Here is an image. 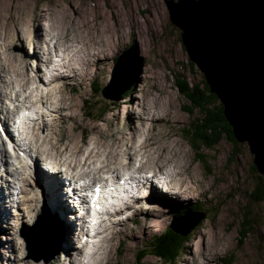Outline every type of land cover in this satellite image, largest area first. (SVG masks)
<instances>
[{
  "label": "rangeland",
  "instance_id": "1",
  "mask_svg": "<svg viewBox=\"0 0 264 264\" xmlns=\"http://www.w3.org/2000/svg\"><path fill=\"white\" fill-rule=\"evenodd\" d=\"M170 1L172 0H0V30L13 25L14 27L18 26L19 23L22 26L21 29L17 28L12 33L10 30L0 32V107L2 103H5V108H9L11 115H13L11 118L23 113L24 117L20 123L25 129L23 134L27 143L26 148L31 147L30 143L35 144V147L42 151L46 159L60 165L62 157L55 155L56 144L51 146L47 141L40 144L47 137L42 131L44 126L39 131L33 133V130L27 135L26 130H31L33 122H35L32 121L34 118L37 117L40 121L45 119L50 123L52 120H56V127L61 126L60 131H54L49 124L48 136L54 134L59 137L60 132L64 131L68 136H75L72 138L77 140L78 138H84L85 141L90 139V142H92L91 139H94L95 136H92L93 133L100 135L101 140L109 137L110 134L106 133L105 137L99 132L97 134L96 130L110 131L111 128L121 127L127 142L128 135H131L130 133H133L134 130L140 131L142 138L149 134V132H146L148 123L141 124L136 121V128L132 130L133 125L130 124L132 117L136 119L140 118L139 115H141V121L146 122V118L142 117L144 116L142 113L146 112L145 107L148 104L157 103L156 105L161 109H163V104H167L170 108L169 119L165 121L161 117L162 119L155 122V124H163L162 127L160 126L163 131L160 132L167 141H164L162 145L175 148L176 153H178L177 150L181 151L187 157L188 167L184 168L185 170L183 169L185 175L178 176L177 181L180 180V183H182L181 177L185 178L186 184L182 183L181 186L186 189L187 192H183L189 198L184 197L187 201L183 199L182 201L178 197L173 203V199H162V195H160V199H162L159 201L160 203L151 200V203L154 204L153 208L159 210L156 212L157 214L150 216L147 213L144 217L141 213L138 220H134L132 216V219L128 217L123 220L126 214L127 216L131 214L132 210L124 202L122 204L124 209L121 212L111 213L112 215L108 217L106 224L111 226L108 230L109 233L107 232L110 242L106 240L108 248L102 244L100 245L102 251L95 255L96 264H101L99 263L101 260L105 261L109 258L112 260L111 264H164L159 258L151 255L149 251L144 255L145 252L142 253V250L145 246H148L154 234L162 233L166 227L171 225H175L181 230L191 228H189L190 241L173 264H206V257L209 261L207 264H264V201L255 202L251 196L257 188L256 175L258 174L253 173L252 170L254 156L250 152L248 143L237 141L233 143L227 138H222L214 147L203 146L193 149L184 135V130H192L194 125L201 123L204 116L199 109L192 107L189 101L181 95L176 84V76H185L190 85L202 84L205 78L196 63L194 65L190 64L192 61L189 59V54L183 45L182 31L172 23L170 18L168 8ZM178 1L174 0V2ZM44 14L47 18H40L39 25L46 28L47 31H43L40 38L41 36L44 37L47 32L50 35L53 34L50 26L53 24V17H57L60 24H55V26H61L63 29L66 27L64 31H71L75 38L80 32V38L86 40L88 37L86 41H90L94 45L98 40H101L100 45H98L99 50L96 61L90 59L86 63L89 65L79 68L81 62L76 58L78 63L72 61L71 65L74 66L73 71L67 73V75L64 72L61 77L58 74L56 75V78H60L59 81H51V77H47L44 81L41 80L43 82L41 84H46L49 81L60 85L67 84L64 93L68 94V103H64V105L68 108L65 111H53L50 103H47L50 105L49 109L46 108L45 103L38 105H36L37 103H31L35 105V108H31L27 99H23V97L29 96L33 89L24 91V94L21 95L23 100L16 99L12 95L14 90L18 91L20 95L22 87H17L11 81V73L16 71L12 67H10L11 69L7 67L9 54L16 53L21 58L26 54L24 57L27 56V58H23L18 67L22 66V71L26 69L27 74L30 75L29 78L32 76L31 80L38 82L39 74L44 72L47 67L45 60L47 54L45 53L50 52L53 48V43H50V36L46 37L49 48L46 44L43 45V48L36 46L33 48L28 43L30 26L32 23L33 28L37 26L38 19L36 20V17ZM41 20H43L42 23ZM57 22L59 23V21ZM64 43L70 47L74 42L69 39ZM39 44H41L40 41ZM38 50L40 53L37 52V54L41 55V57L39 55V58L33 54L34 51ZM56 50L57 55L63 54V51L61 52L62 47H59V45H57ZM54 51L50 57L54 58L56 55ZM72 51L76 53V47ZM76 74L77 76H75ZM45 75L47 76L46 73ZM33 76L35 79H33ZM124 81L125 85H127V82L130 83V86H128L130 88L121 92L125 87ZM132 81L135 82L132 84ZM22 86L23 88L26 87V85ZM40 87L46 88L44 85ZM95 89H101L99 95H95ZM69 91H72V93ZM103 93L106 96L111 95L114 97L118 94H121V96L117 99L104 98ZM44 106L45 108H43ZM186 106L191 107L190 112L185 110ZM215 107V111H218L217 106ZM102 109L105 110L104 114H101ZM37 111H39L38 114ZM45 114H48L51 119L44 116ZM154 114L158 116L155 110ZM59 115H61L62 120H59ZM0 116L1 151L4 138L9 141L10 137L5 135L6 131L3 125L4 122L6 124V117L4 113L2 112ZM126 127L129 128L125 131ZM114 130L116 132L117 129ZM50 137L52 140L58 141L54 136ZM142 142L139 139L136 143H132V152H129L125 146L121 148L120 153L123 154L120 156L119 161H126V154L134 153L135 155H132L131 159L141 156L145 162L147 153L139 147ZM10 146L12 148V145ZM99 152L100 156L97 158V162L102 167L106 165L103 160L106 159V148L101 147ZM22 153L24 155L20 156L17 151H11L13 157L11 160L15 162L17 167L13 168V166L8 165L7 168L9 167L14 175L10 174L8 176V173H4V177L7 181L8 179L14 180L20 187L23 185L24 188H29L28 190L34 195L36 191L41 192L40 188L38 186L34 187L32 184L27 187L22 179L31 180L34 169H39L42 164L35 167L34 158L36 154L34 151L26 149V152ZM195 153L198 155L197 158H195ZM2 157L1 154L0 158ZM20 159L25 162L21 161L20 163ZM41 159L44 158L41 157ZM180 159L181 156L177 155L176 162L178 164ZM115 161L113 159V163ZM5 164L0 162L1 167H6ZM120 165L122 164L120 163ZM96 166L99 167L97 163ZM138 166L140 164L136 162L135 167ZM150 166L154 167V165ZM93 167L89 168L93 169ZM110 167L112 166L110 165ZM128 169H126V172L133 174L135 169ZM151 169L159 170L157 168ZM151 169H146L145 172H149ZM0 170L2 173L4 172L3 168ZM124 171H122L123 175ZM145 172H143V175L148 174ZM100 174L95 178L90 173L82 176L79 181L85 185H89V183L94 185L96 182L94 179L106 178L107 181L103 180V184L106 185L107 182L114 183L108 179L114 178L115 173L107 172V175L105 171ZM262 177L264 178V176ZM191 179H193V185L189 182ZM167 183H169V179ZM146 187L148 188L149 185ZM6 195H10V193L7 192ZM42 200L38 203L37 213L41 209L38 215H42V217L37 228H35V224L39 220L38 215L35 221L29 224L30 222L26 218L28 216L27 212L23 209L25 207L11 202V206L8 205V208H6L9 220L5 221L4 218L0 221L2 230L0 231V264H54L56 257L59 255L58 257L61 258V255H63V243L59 232L60 224L52 216L48 206L46 207L43 197ZM15 212H18L17 215H15ZM117 215L119 217L123 216L122 221L116 220ZM149 218L151 223H148ZM143 220H145V224L141 223ZM248 222L249 225L244 227L243 225ZM194 224L195 226L192 228ZM138 225L143 227V232L139 233V231V234L135 232V238H130L129 235L126 236L129 226L136 228ZM46 227H51V229L53 227V231L58 233V244L52 247L56 253L53 254L54 257L47 256L51 258L48 262H45L44 259L37 261L36 255L30 254L28 250L26 236L27 234L37 236V233ZM107 233L101 235V239H105L103 236ZM101 243H104V241ZM69 250L74 254V249H66L68 252ZM71 253L67 255L68 260L65 259L64 262L59 264H70V262L76 264L74 259L71 258L70 260L69 258L72 255ZM25 260L27 262H24Z\"/></svg>",
  "mask_w": 264,
  "mask_h": 264
},
{
  "label": "bare ground",
  "instance_id": "2",
  "mask_svg": "<svg viewBox=\"0 0 264 264\" xmlns=\"http://www.w3.org/2000/svg\"><path fill=\"white\" fill-rule=\"evenodd\" d=\"M22 8H23V6H22ZM17 16H18V14H17ZM45 17H46L45 14L43 16L40 15V16L36 17V20L38 19L37 20L38 21L37 26H35L33 28V23L30 26V28L28 30V33L30 34V37H28V43L31 44L33 46V48H35V46L38 48H43L44 44H46V46L49 48L48 39L46 37L50 36V43H53V48L50 52L45 53V54H47V58L45 57L47 67L44 69L45 70L44 72L47 74V76L45 75L44 72H42L39 74L38 82L31 80L30 78L32 76L29 78L30 75L27 74L26 69L24 71H22L23 70V69H21L22 66L18 67L19 64L22 63L23 58L24 59L27 58V56L24 57L26 54H24L22 58L20 56H18L16 53L9 54L7 57V61H8L7 67L9 69H11L10 67H12L14 69V71H16L15 73H11V81L17 87H19V86L22 87V88L20 87L22 90L20 95H19L18 91H15V90L13 91L12 95L16 99L20 100V99H22L21 95L24 94V91L26 92L28 90L33 89V91L30 93L29 96L23 97V99H25V98L27 99V102L30 104L31 108L32 107L35 108V105L31 104V103H37L36 105H38L40 103H42V104L45 103L46 108L49 109L50 105L47 103H50L53 111H61V110L65 111L66 108H68V106L64 105V103H68V100H67L68 94L64 93V91L66 92V89H67L66 85L67 84L66 85L65 84L60 85V84L55 83V82L51 83L50 81H49L50 83L47 82L46 84H41V83H43V82H41V80L44 81L47 77H51V81H57V80L59 81L60 78H56L57 74H58V76L61 77V75L64 72H66L65 75H67V73H70L71 71H73L72 68L74 66H71L72 61L73 62L76 61V63H78L77 60L79 59V61L81 62V64H80L81 67H79V68H83V67L89 65L86 63L88 61H90V59L91 60L93 59V61H96V59L98 58V56H97L98 50H99L98 45H100L101 40H98V42L95 43V45H94L92 42L86 41V40H88L87 39L88 37L86 38V40L84 38H80L79 34H81V33L80 32L78 33V31H77L78 36H77V38H75L71 31H68V30L64 31V29H66V27L63 29V27L61 28V26L60 27L55 26V24L56 25L60 24V20H57L58 19L57 17H53V24L50 26V30L51 29L53 30V34L50 35L49 32H47V34H45L44 37L41 36V38H40V35L41 34L43 35V31H45V30L47 31L46 28H43V26L39 25L40 24V21H39L40 18L42 19ZM14 20H15V18H14ZM15 21H17V20H15ZM42 21L43 20H41V23H42ZM57 21H59V23ZM11 25H13V24H11ZM34 25H35V23H34ZM9 26H10V24H9ZM19 26H20V23L18 26H15V27L13 25V26H10L11 28L10 27L9 28L6 27L3 29L1 28L0 32L10 30V32L12 33V31L17 29V28L21 29L22 26H20V27ZM209 33H210V31H209ZM24 36L26 37L25 34H24ZM181 38H182V35H181ZM69 39H70V41L74 42L72 45H70V47H68L64 43L65 41H67ZM39 41L41 44H39ZM231 41L236 45L239 43V40H237L235 38H232ZM57 45H59V47H62L61 52L63 51V54L57 55V50H56ZM75 47H76V53H74L72 51ZM185 49H186V47H185ZM53 51H54V54H56L54 56V58L50 57V55L53 54ZM37 52L40 53L38 50L36 52L34 51L33 54L39 58L40 54L38 55ZM236 53L238 55L236 57V62H234L232 60H226L227 66H232V69L236 73L239 74L240 72H243L244 70H248L247 67H245V69L243 67L244 64L247 65V62L250 63V67L254 68V65H253V63H254L256 65L255 69L257 67H260L261 70L264 72L263 64H261L259 62V65H258L255 61H251V60L247 61L245 59V55L243 53H240L239 50H236ZM40 57H41V55H40ZM76 58H78V59L76 60ZM53 59L55 61H53ZM65 59H67V60H65ZM40 60H43V59H40ZM37 69L39 71V69H40L39 66ZM75 69L77 70L78 68H75ZM75 76H77V74ZM245 78H246V80L249 81L248 76H246ZM33 79H35L34 76H33ZM33 83H35V84H33ZM205 83L207 84L208 87L210 86L206 80H205ZM22 85H26V87L23 88ZM41 85H44L46 88L45 89L41 88L40 87ZM228 85L233 88L234 82H232L230 80L228 82ZM72 91H69V92L72 93ZM215 96L221 102L220 98L216 94H215ZM242 96H243L242 99H238L236 95L231 96L229 94H226V98H232V97L237 98V101H235V99H230V100H227V102L228 103H254V101L252 99L254 96L261 98V100H257V101H255V103L256 102H262L264 100L261 96L257 95L255 92L253 94V92L251 90H249L248 85L245 86L244 95H242ZM156 104L157 103L148 104L145 107L146 112L142 113L144 115L142 117L146 118V122H142L141 121V115H139L140 118L134 119L132 117V120L130 123L131 125H133V127H131L132 130L134 128H136V126H135L136 121L138 123H141V124L142 123H148L147 128H146V132H149V134L145 138L141 137L142 133L140 131L134 130L133 133H130L131 135H128V140L126 142V139L124 137L123 128L114 127V129H117L116 132L113 128H111L110 131H108V130L104 131V130L100 129V131L96 130L97 134L99 132L102 136L106 137V133H110L109 137H106L104 140L103 139L101 140L100 135H96V133H93L92 136L95 135L94 139H91V141L94 144L93 146H92V142H90V139L85 141L84 138H78V140H77L76 138H72L75 136H72V137H71V135L68 136L66 134V132H64V131L60 132L61 135H59V137H56L54 134L48 136V131L50 129L49 124L51 127H53L54 131H60L61 126L59 128L56 127V122H57L56 120H52L50 123V121H45V119L40 121L39 118L38 119H37V117L34 118L32 121H35V122H33V126L31 127V130L30 131L26 130L27 135H29L31 133V131H33V130H34L33 133H35V131H37V130L39 131L40 128L44 126L42 128V131L45 133V135H47V137L44 138V141L40 142V144L44 143L46 141L51 146L56 144V148L54 149L56 151L55 155L62 157L60 159V165L55 163V162H52L51 160L46 159L43 156L42 151L37 149L35 147V144L30 143L31 147L27 148V150L32 151V152L34 151L36 154L35 161H34L35 167L37 166L36 160L38 161L42 157L44 159L43 160L41 159V160L46 162L45 164L47 165V168L49 170L52 171L55 168L58 170L57 174L53 173V172L48 173L41 166L39 169H37V168L34 169V171H33L34 175L31 177V180H29L27 178L22 179L25 186L27 185V187H29V185L32 184L34 187L38 186L40 188L41 192H38V191L35 192L34 191L35 192L34 195H32L31 192L28 190L29 188L28 189L24 188L23 185L21 186V188H22L21 189L22 190L21 195L22 196L20 194H17L16 190L13 193L11 192L10 188L11 189L14 188V185H11V184H14V180L8 179V181H7V179H5V177H4L5 176L4 173H8V176H10V174L13 176L14 174H13V171L9 169V167L7 168L8 165H11V163H10L11 161H9L10 160L9 156H8L9 151L7 149V146H5V143L3 141L2 149L0 151V153L2 154L3 157L0 158V162L6 163L5 164L6 167L0 166V169L3 168V170H4L3 173L0 170V221L4 220V218H5V221L9 220V214H8L6 208H8V205H10L11 202L12 203L13 202L19 203V198L21 197L19 204L22 207H25L23 209H25V212H27L28 216L26 215L27 216L26 218L30 222L29 224L33 223L35 221V218L37 217V215L40 213L41 209L37 213L38 208H39L38 203L43 201L42 200V197H43L44 203L46 204V207L48 206V208L50 209V213H52V216H54V218L60 224L59 232H60V237H61V240L63 243V248H62L63 255H61L62 259L59 258L58 257L59 255H58L56 257V260L54 261V264L62 263V262H64L65 259L68 260L67 255L70 254L71 251L69 250V252H68V251H66V249H70V248L74 249V251H73L74 254L71 253L72 255H70V257H69L70 260L72 258L76 261V264H86V261H83L81 258L85 255L83 249H80V248L78 249V243L80 245V239H81L80 230L85 229V227H83V226L85 223H87L86 216L88 214V213H86V210L84 209L85 204H87L88 197L82 195L81 192L86 191L88 188L92 187L93 184L89 183V185H84L82 187L79 185L81 182V181H79V179L82 176L88 175L90 173L93 174L95 178H97L98 175H101L100 173L105 172V171H106V174H107V172L115 173L116 177L119 179L121 176H124L122 174L123 170H125L124 172H126V169H128V168L135 169L136 168L135 167L136 162H139V164H140V166H138L134 170L136 173L145 172L146 169H151V168L159 169L160 173L167 175V177L169 179L168 185L165 188H163V187L160 188L163 191H161L157 185H155L154 187H148L147 188L146 186L148 185V179H144L142 176H137V175L131 176V180L135 186H132L129 189L128 200L129 199H132V200L119 201V203L117 204V206H119V207L114 208L113 211H107L106 215H105L106 217L97 226L98 230L95 231V229H94L92 239H93V241L96 242L95 243L96 244V251L91 253L90 255H89L90 252H88V255L90 258V264H96L95 255L99 254V252L102 251L100 245L102 244L103 246L107 247L106 240L108 242H110V239L108 237L109 236L108 230H110L111 226L106 224L108 217L111 216L113 213L121 212L124 209V208H122V204L124 202L126 204H128L129 207L132 208L131 214H129L126 217L124 216V219H123V216L119 217L117 215L116 220L122 221V219L125 220L126 218L131 217V216L133 217L134 220H138V217L141 215V213L143 214L144 217L147 213H149L150 216L155 214L159 210L153 208L154 204L151 203V200H154V201L160 203L159 201H161L163 198H166V199H173L172 201L174 203V200H177L179 197L181 200L183 199L184 201H187L186 198H189V197H186L187 194L184 193L186 191V189H184L181 186L182 183L186 184L185 178L181 177L182 183H180V180L177 181V179H178L177 177L185 175V173L183 172V169L184 168L186 169L188 167V160H187V157L184 155V153H182L181 151L177 150L178 153H176L175 148H169V147H165V145H162V144H164V141H167V139L164 138V135H162L160 132V131H163L160 128V126L162 127L163 124L161 125L159 123L157 125V124H155V122H157L158 120H161L162 118H164L165 121L168 120L169 116H170V114H169L170 108L167 104H163V109H164L163 110V109L159 108ZM3 105H4V107H3ZM45 106L43 108H45ZM0 109H1L0 112L1 113L3 112L5 117H6V124H7V121L10 120L11 116H13V115H11V111H9V108H7V107L5 108V103H2ZM142 110H143V108H142ZM154 110L158 114V116H155ZM38 113H39V111H37V114ZM66 114H69V113H66ZM134 114H136V113H134ZM55 115H57V114H55ZM44 116H46L48 119H51V117H48V114L47 115L45 114ZM58 118L60 120L61 115H59ZM127 121L129 122V119ZM6 124L4 122L3 126H6ZM10 124H12V123H10ZM9 126L11 128H13L12 125H9ZM128 128L129 127H126L125 131ZM24 130L25 129H23V131ZM23 136H24V134H23ZM50 136H54L56 139H58V141L52 140V138ZM95 137H97V138H95ZM28 139H29V137H28ZM139 139L141 141H143L142 143L139 144V147L141 149H144V151L147 153L146 161L144 162V160H142L141 156L136 157V159H131L130 157L132 155H135L134 153L133 154H131V153L126 154V157H127L126 161H124V162L119 161V158H121L120 156L123 154V153H120L121 148H123L125 146L129 152H132L133 151L131 149L133 146L132 143L133 144L136 143ZM101 147H105L106 152H107L106 159H103L104 162L106 163V165L102 166V167H100L99 163L97 162L98 161L97 158L100 156L99 149ZM65 154H68V155H65ZM177 155L181 156V159L178 161L179 164L176 162ZM38 157H40V158L38 159ZM51 157H47V158H51ZM82 158H83V160H82ZM113 159L116 160L115 163H113ZM19 161L21 163L22 159H20ZM22 162H25V161H22ZM96 163L99 167L96 166ZM120 163L122 165H120ZM43 165H44V163H43ZM64 165H65V167H64ZM110 165L112 167H110ZM150 165H154V167H151ZM88 166L89 167L94 166L93 167L94 170L92 168H89ZM131 169H128V170H131ZM151 170L154 172L156 171L153 169H151ZM6 178H8V177L6 176ZM103 180L107 181L106 178H101L99 180L94 179V181H96V182L97 181L101 182ZM189 182H191V184H192L193 179H191ZM7 192H9L10 195H6ZM83 193H86V192H83ZM142 193H144V194L141 195ZM160 195H162V199H160ZM184 197H186V198H184ZM77 200H79V202L81 203L79 205V207L82 208L81 214H79L80 211L77 212L75 210V207H74V203L77 202ZM173 203L171 202L172 205H173ZM139 204H140V207H139ZM2 208H4V209H2ZM10 210H11V208H10ZM15 213H16L15 215H17L18 212H15ZM132 217H131V219H132ZM174 217H175V215H174ZM148 220H149L148 223H151L150 218ZM144 221L145 220L141 221V223L145 224ZM2 222H4V221H2ZM4 227H6V226H4ZM137 227H139V228H137ZM137 227L131 228L129 226L128 234L126 236L129 235L130 238H135L136 237L135 232H137V233L139 231H140L139 233L143 232V227H141L139 225ZM145 228H144V231H145ZM0 231H2L1 228H0ZM105 233H107L106 235L103 236V237H105V239H101V235H103ZM29 235H30V237L32 236L31 234H27L26 239L28 238ZM102 241H104V243H101ZM2 246H4V245L2 244ZM120 246H121V243H120ZM94 247H95V245H94ZM64 249L66 252L64 251ZM121 252H122V250H121ZM124 253H125V251H124ZM5 255H6V253H5ZM207 260H208V257H206V259H205L206 264L209 262ZM24 262H27V261L25 260ZM15 263H16V260H15ZM99 263L111 264L112 260L109 258L105 261L101 260ZM70 264H72V263L70 262ZM192 264H194V263H192Z\"/></svg>",
  "mask_w": 264,
  "mask_h": 264
},
{
  "label": "water",
  "instance_id": "3",
  "mask_svg": "<svg viewBox=\"0 0 264 264\" xmlns=\"http://www.w3.org/2000/svg\"><path fill=\"white\" fill-rule=\"evenodd\" d=\"M172 23L181 29L183 44L189 54V59L196 63L198 69L209 83V89L216 94L223 105L226 121L232 127L237 142H247L253 154L256 173L264 176V100L254 96V103H228L227 100L242 99L245 86L264 99V72L260 67H250L239 74L232 66H227L226 60L236 62V50L245 55L247 61L259 62L264 66V0H179L168 4ZM210 31V33H209ZM239 40L234 44L231 39ZM231 64V63H230ZM249 77V81L246 80ZM234 82V87L228 85ZM135 81H132V84ZM124 85L127 91L130 83ZM226 94L236 97L226 98ZM117 99L121 96H106ZM42 215L35 224L37 228ZM195 224L192 226V228ZM175 232L185 235L190 229L181 230L171 225ZM57 232V231H56ZM35 236H28L26 243L30 254L36 255V260H51L56 253L52 247L58 244V233L53 227H46Z\"/></svg>",
  "mask_w": 264,
  "mask_h": 264
},
{
  "label": "trees",
  "instance_id": "4",
  "mask_svg": "<svg viewBox=\"0 0 264 264\" xmlns=\"http://www.w3.org/2000/svg\"><path fill=\"white\" fill-rule=\"evenodd\" d=\"M191 65L194 63L190 62ZM176 84L179 92L184 96L192 107L199 109L204 116L201 123L194 125L192 130H184L186 139L191 143L193 149L206 146L208 148L217 145L222 138H227L233 143H236V139L232 132V127L228 124L223 113V105L212 94L209 87L202 81V84L190 85L188 79L183 75L176 76ZM101 89L94 90L95 95H99ZM127 94V93H126ZM215 106L217 110L215 111ZM188 112L191 111V107H185ZM105 110H101V114H104ZM196 154V153H195ZM198 155H195L197 158ZM253 173H256L255 167L252 166ZM257 188L252 193V199L255 202L264 201V178L260 175H256ZM248 223L243 226L247 227ZM167 236V237H166ZM190 232L181 235L175 232L169 226L160 234H154L150 239L148 246H145L142 253L150 252L151 255L159 258L164 264H173L175 260L185 249L186 244L190 241Z\"/></svg>",
  "mask_w": 264,
  "mask_h": 264
},
{
  "label": "snow or ice",
  "instance_id": "5",
  "mask_svg": "<svg viewBox=\"0 0 264 264\" xmlns=\"http://www.w3.org/2000/svg\"><path fill=\"white\" fill-rule=\"evenodd\" d=\"M99 190H100V189H99V188H97V192H99Z\"/></svg>",
  "mask_w": 264,
  "mask_h": 264
}]
</instances>
